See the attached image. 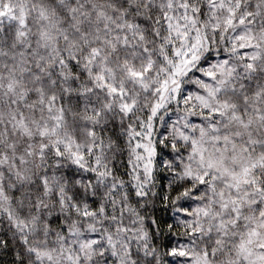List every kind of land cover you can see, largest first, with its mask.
<instances>
[{
    "label": "snow or ice",
    "instance_id": "1",
    "mask_svg": "<svg viewBox=\"0 0 264 264\" xmlns=\"http://www.w3.org/2000/svg\"><path fill=\"white\" fill-rule=\"evenodd\" d=\"M0 264H264V0H0Z\"/></svg>",
    "mask_w": 264,
    "mask_h": 264
}]
</instances>
